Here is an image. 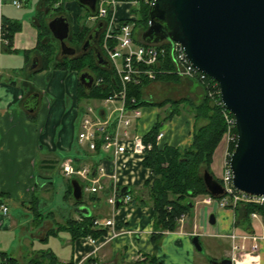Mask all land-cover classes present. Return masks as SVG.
<instances>
[{"label": "crops", "instance_id": "0c3cea01", "mask_svg": "<svg viewBox=\"0 0 264 264\" xmlns=\"http://www.w3.org/2000/svg\"><path fill=\"white\" fill-rule=\"evenodd\" d=\"M13 1H17L20 7H15ZM58 3L62 4L66 13L63 17L70 22L72 31L78 29L82 18H86L85 23H92V27L87 26L90 30L87 39L94 31L95 37L86 48L93 52L99 67H112V62L104 48L102 47L103 50L98 48L97 38L101 33L98 27L99 21L85 17L88 15L86 10L71 0H58ZM47 4L48 0H0L3 24L15 22L19 25L11 43L7 41L0 52V205L7 208L6 215L0 212V264H8L9 258L15 260L17 264H26L36 253L45 250L51 251L59 264H74V256L82 259L92 250L90 246L83 244V238L72 241L67 232L49 235L44 241L45 237L67 219L80 220L81 214L76 211L78 206L89 211V215L93 214L100 219L112 215V210L106 202L100 204L97 200H85L78 206L70 202L69 211L60 212L58 206L44 207L41 204L42 197L36 195L39 188L41 196L45 195L48 191L47 186L51 185L49 182L40 184L38 180L50 179L48 173L59 164L54 154L71 148L75 111L63 114L62 99L69 93L77 100L80 84L79 74L75 71L53 69V67L43 69L39 56L33 52L38 41L36 26L39 20L43 19L42 14L44 13L47 26L53 19L52 11L46 15ZM57 4L54 8L60 5ZM50 35L47 40L60 48L59 42L54 39L51 32ZM68 41L69 39L65 41L67 46H69ZM95 49L99 52V58L95 57ZM75 54H79L78 49ZM59 58H61L60 54L57 60ZM34 59L36 66L32 68ZM98 61L101 63L98 64ZM176 78L148 82L142 91L143 100L160 103L168 100H189L191 96L195 102H198L203 95L200 84L193 80L184 81ZM147 106L149 107L147 109L138 108L141 117L134 121L133 130L141 136L158 121V111H161V108ZM80 110L83 108L81 107ZM163 110L166 111L167 116L171 114L170 110ZM191 121H185L181 115L170 118L165 126V132L160 130L164 133L162 143L182 149L187 148L191 143L194 126V120ZM223 143L224 141H221L214 152L212 172L215 167L221 170L226 155ZM83 149L77 151L74 158L80 160V165H89L90 162H81L86 151ZM141 170L145 171L143 168ZM137 188L138 190L134 192L137 196H142L146 191L144 188ZM67 189L68 187L65 188V194ZM99 195L101 194H98V197ZM207 199L206 195L197 197L193 207V219L190 223L187 222L189 226L184 223L174 232H164L158 244H154L150 238L153 231V212L145 201L144 204L140 201L134 203L130 212L129 209L127 211L120 209L115 216L117 227L132 232L131 235L122 234L103 246L93 257V262L148 264L146 262L150 258H153L157 264H208L213 260L217 261L215 258L204 260L203 256L196 258L195 253L198 251L191 242V237L195 235L199 243L201 239H223L224 243L218 242L217 246L221 251L220 260L233 258L236 262L234 264H264V217L257 214L254 219L250 217L251 229L247 231L240 221L241 211L219 208L214 202L206 204ZM210 216L214 218L213 223L210 222ZM232 234L238 237L250 236V239L237 238L232 242L229 238ZM232 244L238 246L241 252V248L248 251L251 245L256 246L257 253L246 254L243 250L240 260H237V251L232 252ZM103 258L105 261H102Z\"/></svg>", "mask_w": 264, "mask_h": 264}, {"label": "water", "instance_id": "95a60500", "mask_svg": "<svg viewBox=\"0 0 264 264\" xmlns=\"http://www.w3.org/2000/svg\"><path fill=\"white\" fill-rule=\"evenodd\" d=\"M98 1L75 0L91 17L97 14ZM48 28L59 42L62 55L76 53L65 44L70 32L65 17L51 19ZM140 38L146 44L179 43L189 63L218 84L220 100L233 115L236 129L228 162L233 187L250 196L264 197V0H152L148 25ZM91 39L89 35L82 51ZM94 52L99 58L98 50ZM33 62L32 68L36 66L35 59ZM93 82L88 72L79 75L83 88L90 89ZM202 179L211 197L223 195L220 183L211 174L204 171ZM70 183L73 199L80 201L79 183ZM128 191V187L121 189L123 194ZM76 211L89 216L81 206ZM210 222H214L213 216ZM191 242L202 251L197 236H192ZM211 264L233 263L225 258Z\"/></svg>", "mask_w": 264, "mask_h": 264}, {"label": "built area", "instance_id": "2783aa9c", "mask_svg": "<svg viewBox=\"0 0 264 264\" xmlns=\"http://www.w3.org/2000/svg\"><path fill=\"white\" fill-rule=\"evenodd\" d=\"M150 4L152 0H99L97 14L92 20L103 22V41L105 51L112 62L118 81L116 92L103 100H98L94 106L84 109L77 141L80 147L88 152H93L97 143H100L98 152L99 161L93 168V163L89 165H75L71 159L64 160L60 165L61 174L66 178H75L80 184L83 192L92 194H103L106 196V204L112 210L111 217L95 219L94 228L106 230V233L97 239L90 237L83 238V244L92 248L91 252L82 259L74 256V264H85L86 260L94 257L99 249L109 244L122 234L131 235L132 232L117 227L115 216L120 209L129 212L133 210L132 188L139 180L141 185L150 182L152 175L149 169L142 165L148 153L152 150L151 143H145L141 135L133 130L134 121L141 117L138 108H128L127 90L130 85H140L142 80H155L159 74L169 73L195 80L206 90L208 98L215 104L222 107V115L227 124V145L236 140V135L230 134V129L234 127V117L224 107L220 100L218 84L195 69L188 61L182 46L177 42L165 41L163 46L135 44L133 41V29L135 27V16L130 13V8L138 6L139 3ZM15 7L20 4L13 1ZM120 12L118 8L122 10ZM109 12L111 13L109 17ZM122 13V15H119ZM122 19V20H120ZM3 23L0 14V52L7 44L4 39ZM116 42V47L111 50L106 46V42ZM169 56L172 64V71L158 69L162 62ZM133 104L135 101L131 99ZM163 133L156 136V145L160 144ZM145 169L140 176L139 170ZM220 184L223 189V196L219 200L207 199L206 204L216 203L219 208H226L229 205L235 207L237 203L247 202L257 205H264V197L250 196L236 191L232 185V172L228 163H225L221 171ZM123 187H128L125 194L121 192ZM117 202L119 206L116 207ZM0 212L7 214V208L0 205ZM256 218V214L251 215ZM185 216L181 215L177 222L182 225ZM234 240L250 239V236L230 235ZM255 240V239H254ZM256 246H251L255 248ZM232 252L238 251V246L232 244ZM97 264V263H89Z\"/></svg>", "mask_w": 264, "mask_h": 264}, {"label": "trees", "instance_id": "16d2710c", "mask_svg": "<svg viewBox=\"0 0 264 264\" xmlns=\"http://www.w3.org/2000/svg\"><path fill=\"white\" fill-rule=\"evenodd\" d=\"M122 1V0H118ZM58 0H48L46 15L50 11L53 12L52 18L57 16H66L63 10L62 4L55 7ZM139 10L132 9L131 12L136 16L135 28H140L144 31L148 25V8L149 6L143 2L139 3ZM87 14V13H86ZM40 19L37 24L38 41L37 46L34 49L35 55L39 56L42 68L53 67V69H61L66 71H75L79 75L83 72H88L94 78V83L90 89H85L78 85L77 101L82 100H103L113 94L118 89V81L115 71L112 67H99L96 64L94 54L91 50L85 49L82 51L83 44L87 39L90 32L89 28L86 26V18H82L80 26L76 31L70 29L68 44L69 47L78 49L79 54H74L72 56H65L61 54V49L56 44L54 45L51 41L47 40L51 37L50 31L48 29L47 23L44 19ZM111 13L109 12V17ZM89 15H85V17ZM4 38L10 44L12 37L15 32L18 31L19 25L17 23H11L6 25L3 24ZM100 34L97 38L98 48L103 50V34L100 29ZM134 36V35H133ZM138 44V40L133 38ZM115 41L106 42V46L113 50L116 47ZM161 45L166 46L162 43ZM103 47V48H102ZM61 58L57 60V57ZM158 69L164 71H172L173 67L169 56L165 58L162 62V66ZM174 74H159L157 80L175 78ZM149 81L142 80L140 85H130L127 90V106L128 108H140L143 105H150L158 108H163L168 103L173 106L170 108V115L165 117V119H170L179 113L177 108L181 103L188 105L193 113V119L195 128L192 132L191 143L187 148H179L169 146L164 143L156 145L155 139L160 132V125L164 121H157L151 129L145 133L142 138L145 143H151L153 145L152 150L148 153L144 159L142 165L144 168L149 169L153 175V183L148 188V198L150 200L151 209L153 212V224H152V234L151 241L154 244H158L164 232H174L178 229L179 225L177 219L181 216L192 217L193 200L200 196H209L206 191L202 176L204 171L211 173V164L214 152L220 142L222 141L225 133H227V124L222 115V107L211 101L203 88V95L198 102H191L188 99H182L180 101H164L160 103H150L143 100L142 91L144 85ZM134 99V103L130 102ZM176 107V108H175ZM178 115V114H177ZM198 123H202L198 125ZM230 134L235 136L236 129L232 127L230 129ZM235 145V140L228 144V156L226 161L228 163L229 155L232 153ZM100 143H97L96 148L93 152L86 155L87 160L93 162V168L98 164ZM73 163L78 165L80 160L74 158ZM213 176V175H212ZM68 184V189L65 194V198L72 197V186L70 180ZM147 185V184H145ZM148 186V185H147ZM133 193V203L144 204L142 196L135 195ZM211 197V196H209ZM92 201H101L102 199L96 194L90 196ZM74 200V199H73ZM82 200H74V206H78ZM236 212H242L240 215V221L244 228L248 231L251 229L250 216L253 213L264 217V205L260 206L254 203L241 202L237 203L234 207ZM80 220L67 219L58 228L51 230L50 233L45 237L44 241L49 235H57L58 232H67L70 235V239L75 241L79 238L90 237L93 239L99 238L101 235L106 233V230H97L94 228L93 222L97 216L90 214L89 216L80 215ZM93 258H88L85 264L93 262ZM146 262V261H145ZM8 264H17V262L11 258L7 260ZM148 264H157L153 258L147 260ZM26 264H59L55 255L49 251H40L36 253L32 258L28 259Z\"/></svg>", "mask_w": 264, "mask_h": 264}, {"label": "rangeland", "instance_id": "374dc122", "mask_svg": "<svg viewBox=\"0 0 264 264\" xmlns=\"http://www.w3.org/2000/svg\"><path fill=\"white\" fill-rule=\"evenodd\" d=\"M71 1L76 3L75 0H71ZM116 1H118V0H116ZM138 6L136 8L134 7V9H136L137 11L139 10ZM124 8L125 7H122V10L120 8H118V9H119L120 12H123ZM119 15H122V13H119ZM120 20H122V19H120ZM86 26L92 27V23L88 22V23H86ZM142 32L143 31L140 28H138V27L136 28L135 33H134V37H135L136 40H139L140 34ZM164 74L165 75H167V74L169 75V74H172V73L169 72V73H164ZM176 77H177L176 79L180 78V79H182L184 81H190V79H187V78H184V77H179V76H176ZM78 81H79V77H78ZM147 81H149V80H147ZM156 81H157V77L155 78V80H152V81H149V82H156ZM193 81H195V80H193ZM200 86L202 87L201 84H200ZM147 100H149V99H147ZM189 100L191 102L195 103V101L193 100V98H191V96H190ZM96 103H97V100L77 101L76 98L71 96V94H69V93H67V94H65L63 96V99H62V104H63V106H62L63 110L62 111H63V114H64V112L68 113L69 111H71V112L75 111V117H74V120H73V123H72L71 148L69 150H65V151H57L54 154L55 158L57 159V162L59 164H56L54 166V168L48 173L49 174V178H50L49 180H43V179H39L38 178L39 179L38 181H40V184H42L44 182H49L51 184V185L47 186L48 187L47 188L48 191L43 196H41V189L39 188L37 190L38 193L36 195L42 197L43 202L41 204L44 207H50L51 208V207L58 206L59 209H60V212H67V211H69V203L70 202H74L73 199L64 197L65 188L68 187L69 183H68V180L64 176H62V174L60 173V164L65 159H74V156L76 155V152L80 151L81 148H80V146L78 144V141H77V135H78V132H79V127H80L82 114H83V111H84V109L86 107L94 106ZM176 106H178L177 108L179 109V113H177V114L181 115L185 119V121L186 120H190V122H192L191 120H194L193 119V113L194 112L191 110V108L188 105H185L184 103H181V104L176 105ZM81 107L83 108V110H80ZM147 108H149V107L146 106V105L142 106V109H147ZM170 108H173V106H171V104H167L163 108H161V111H158V113H159L158 121H164V123L162 122L161 125H160V130L162 132H165V126H166V124L168 123V120H169V119H165V117H167V115L165 114L166 111L163 110V109H170ZM154 124H155V122H154ZM154 124H152L150 127H152ZM60 125H61V123L58 124V126H60ZM198 125H201V124L198 123ZM194 128H195V125L192 128V132H193ZM191 136H192V133H191ZM223 141H224L223 144L225 146L226 155H224V161L221 164V170H219L217 167H215L213 172L211 171L214 179H216L217 181L220 180V177H221V174H222L221 171L223 170V166L226 163L227 150H228L227 149V133H225V135H224V137L222 139V142ZM83 151H84V149H83ZM84 153L87 154L85 151H84ZM85 161H86V155H83V159H81V162L86 163ZM139 172L144 173L142 170H139ZM142 173H140L141 174L140 176L143 175ZM153 179H154L153 176H151V178H150L151 184L153 183ZM141 182H142V180H139L136 183V185H134L133 190H134V192L137 191L138 190L137 187L146 189L145 192L143 191L144 193L142 192L143 193L142 198L146 202V204L151 207L150 200L148 198V188L150 186H147V185L141 186ZM141 190H143V189H141ZM99 197H101V199H102L100 201V204H105L104 203L105 202V196L101 193V195H99ZM196 198L193 200V204H195ZM85 200L92 201L90 199V195L87 192L84 191L82 193V201H85ZM193 207H194V205H193ZM192 209H194V208H192ZM56 210L57 209H54V211H56ZM192 219H193V210H192V217L190 218L189 216H185V220H184L183 224L182 225L178 224V225L182 227L184 225V223L185 224H187V222L190 223L192 221ZM189 223L186 226H189ZM223 241H224L223 239H219V238L201 239L200 243H201L202 251H200V252L198 251V252L195 253L196 254L195 255L196 258H199V256H203L204 260L205 259L209 260L211 258H215V259H217V261L220 260L222 258L221 255H220L221 251L217 249V246H218V242H223ZM208 243H210V245ZM241 249H242V252L239 251V250L236 252V259L237 260H240V257L242 256L244 248H241ZM245 252H246V254L249 253V252H253L252 255H256L257 248H251L250 247L248 249V251L244 250V253ZM102 261H105V259L103 258ZM195 263H196V261H195ZM208 264H211V263L208 262Z\"/></svg>", "mask_w": 264, "mask_h": 264}, {"label": "flooded vegetation", "instance_id": "af4514ba", "mask_svg": "<svg viewBox=\"0 0 264 264\" xmlns=\"http://www.w3.org/2000/svg\"><path fill=\"white\" fill-rule=\"evenodd\" d=\"M93 34H94V35H93ZM93 34H92V39H93V37H95V31H94V33H93ZM92 39H91V40H92ZM92 41H93V40H92Z\"/></svg>", "mask_w": 264, "mask_h": 264}]
</instances>
